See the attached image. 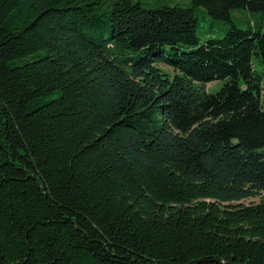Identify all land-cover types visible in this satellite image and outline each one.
<instances>
[{
  "label": "trees",
  "instance_id": "1",
  "mask_svg": "<svg viewBox=\"0 0 264 264\" xmlns=\"http://www.w3.org/2000/svg\"><path fill=\"white\" fill-rule=\"evenodd\" d=\"M263 25L264 0H0V264H264Z\"/></svg>",
  "mask_w": 264,
  "mask_h": 264
},
{
  "label": "rangeland",
  "instance_id": "2",
  "mask_svg": "<svg viewBox=\"0 0 264 264\" xmlns=\"http://www.w3.org/2000/svg\"><path fill=\"white\" fill-rule=\"evenodd\" d=\"M190 0H140L142 6L147 9H152L158 7L160 5H174L181 4L186 6L189 4ZM196 17L198 19L197 26V36L199 38V42L203 43L205 40L209 38H220L224 35L226 31V25L221 23L212 22L210 18L206 15L203 8H199L196 12ZM231 17L234 24L240 29H246L249 25H252L253 22L256 21L257 16L254 13H251L247 10H233L231 12ZM264 27V25H263ZM252 66L254 70L261 75L262 77V92H261V105L264 107V65L260 64L258 60L254 57L252 61ZM159 67L165 72L172 73L171 69L165 65L160 64ZM223 81L215 80L206 84L205 91L210 94H214L219 90L222 86ZM260 197L249 198L247 200L242 201L243 204L249 203H257Z\"/></svg>",
  "mask_w": 264,
  "mask_h": 264
}]
</instances>
